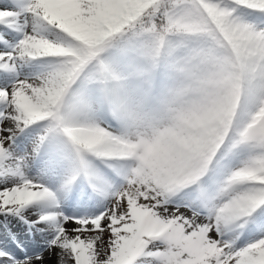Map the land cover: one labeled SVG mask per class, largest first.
Instances as JSON below:
<instances>
[{
    "label": "snow or ice",
    "instance_id": "6c2138e0",
    "mask_svg": "<svg viewBox=\"0 0 264 264\" xmlns=\"http://www.w3.org/2000/svg\"><path fill=\"white\" fill-rule=\"evenodd\" d=\"M0 264H264V0H0Z\"/></svg>",
    "mask_w": 264,
    "mask_h": 264
}]
</instances>
